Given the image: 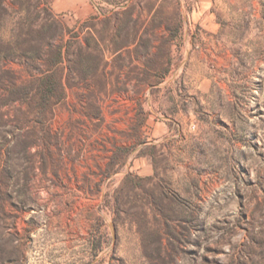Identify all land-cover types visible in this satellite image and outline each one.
I'll return each mask as SVG.
<instances>
[{
  "label": "rangeland",
  "instance_id": "obj_1",
  "mask_svg": "<svg viewBox=\"0 0 264 264\" xmlns=\"http://www.w3.org/2000/svg\"><path fill=\"white\" fill-rule=\"evenodd\" d=\"M0 0V264H264V0Z\"/></svg>",
  "mask_w": 264,
  "mask_h": 264
},
{
  "label": "crops",
  "instance_id": "obj_2",
  "mask_svg": "<svg viewBox=\"0 0 264 264\" xmlns=\"http://www.w3.org/2000/svg\"><path fill=\"white\" fill-rule=\"evenodd\" d=\"M50 8L54 14L72 15L78 20H85L94 14L89 0H50Z\"/></svg>",
  "mask_w": 264,
  "mask_h": 264
}]
</instances>
